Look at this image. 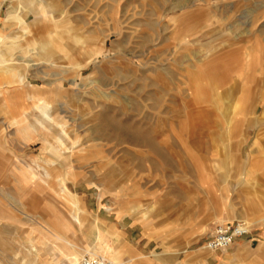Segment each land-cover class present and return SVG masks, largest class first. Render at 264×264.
Instances as JSON below:
<instances>
[{
  "label": "rangeland",
  "instance_id": "374dc122",
  "mask_svg": "<svg viewBox=\"0 0 264 264\" xmlns=\"http://www.w3.org/2000/svg\"><path fill=\"white\" fill-rule=\"evenodd\" d=\"M29 1L0 0V264H264V0H46L26 36ZM43 102L64 136H25ZM224 219L253 227L209 255Z\"/></svg>",
  "mask_w": 264,
  "mask_h": 264
},
{
  "label": "bare ground",
  "instance_id": "6f19581e",
  "mask_svg": "<svg viewBox=\"0 0 264 264\" xmlns=\"http://www.w3.org/2000/svg\"><path fill=\"white\" fill-rule=\"evenodd\" d=\"M25 4V3H24ZM48 2H46V0H30L28 6H26L22 12L18 13L17 11H10L9 12V19L8 21L12 23V25H15L16 23L21 26L22 30H23V34L26 36L30 35V27L34 26L35 24H38L39 22H44V15L45 13L49 12V6H48ZM23 6V5H22ZM14 7V6H13ZM22 9V8H21ZM33 14L35 19L32 23H28L26 21V18L29 14ZM46 17V16H45ZM46 20V19H45ZM102 42V41H101ZM42 44V43H41ZM43 46V45H42ZM45 48V47H43ZM46 54H51V50H47L45 52ZM0 63L2 64V61H0ZM76 66V65H75ZM77 67V66H76ZM79 68H83L85 67L84 64H79L78 65ZM11 72V68H8ZM75 71V70H74ZM12 77H16L15 74H12ZM25 80L24 76H21L19 79H14L13 81H7L8 84L13 83V82H23ZM27 114V113H26ZM57 128L58 131V137L59 136H64V134H66L67 132L65 131V129L63 128V126L61 124L57 125V123L54 121V119L52 118L51 114H50V106L48 105V103L43 102V106H41V115L39 118L31 120V124L30 126L32 127L33 130H47L49 128V126L54 125ZM29 130V131H28ZM49 130V129H48ZM25 136H29L30 135V128L27 126V128L23 129ZM32 131V130H31ZM60 138V137H59ZM60 141V140H59ZM42 166V165H41ZM31 170V169H30ZM32 173V171H30V174ZM45 174V172H44ZM42 178V177H41ZM44 182V181H43ZM62 184V179L60 181ZM75 216H78L77 212H75ZM80 219V218H78ZM106 244V243H105ZM89 253L86 254H100L94 251V247H91L88 249ZM85 255V254H84ZM82 255L80 257L81 258L84 256ZM102 255V254H101ZM79 260V262H80ZM113 260V259H112ZM116 264H119L117 261H114Z\"/></svg>",
  "mask_w": 264,
  "mask_h": 264
},
{
  "label": "crops",
  "instance_id": "0c3cea01",
  "mask_svg": "<svg viewBox=\"0 0 264 264\" xmlns=\"http://www.w3.org/2000/svg\"><path fill=\"white\" fill-rule=\"evenodd\" d=\"M16 78V77H15ZM254 124H259V123H256L255 122V120H254ZM30 125V124H29ZM262 125V124H261ZM28 126V125H27ZM29 128H31V126H28ZM48 137H51V135L50 136H46L45 138L47 139ZM257 138H259L260 140V143L261 144H259L260 145V147H263V145H264V140L261 138V135H258L257 136ZM257 138H256V140H257ZM59 140V139H58ZM255 140V141H256ZM60 144H63L62 142H59ZM239 152H240V150L239 151H237V152H232V157H230V158H235L237 161H236V167H239L241 164H240V162H239ZM228 166V165H227ZM227 168V167H226ZM44 172H45V175H50V173H49V171L48 170H43V173L42 174H40V173H38V175H43L44 174ZM31 175L33 176V177H38L37 176V174H36V172L35 171H32V173H31ZM41 181L43 182L44 180L43 179H41ZM45 182V181H44ZM62 191H63V193L66 195V196H72V193L71 192H69V190H68V188L65 186V185H63L62 184ZM75 212H77V214H78V216H75ZM71 215H72V219H71V221L72 222H74L76 225H78V227H79V229H81V230H83L84 228H93V227H99V226H102V224L96 219V218H94V220L92 221V223L90 224H86L85 223V220H83V218H82V216L80 215V213H79V211H73L72 213H71ZM78 218H80V219H78ZM248 225H249V227H250V229H251V227H253V225H252V223L251 222H249V221H247V220H245V219H243ZM221 223H224V222H226V220L224 219V220H221L220 221ZM107 229V228H106ZM109 232H114L115 234H117V231L115 230V228H114V226H109L108 227V229H107ZM199 238H200V236H197L193 241L194 242H196V241H198L199 240ZM98 239H100V235L98 236ZM193 241H190V242H188V243H186L185 245H183V246H180L178 249H176V250H172V254L170 255V257L172 258V257H174V258H177L178 257V255L180 254V253H182V252H187L188 251V246H189V244L191 243V242H193ZM66 242L68 243V244H70L71 246H72V248L74 249V251H76V254H75V256L77 257V260L80 258V254L78 253V250H85V252L86 253H88V249L89 248H91V247H94V251L95 252H97V253H100V254H102V255H105V256H109L110 255V253L112 252V250H113V247L111 246V245H109L108 243H103V246H100V245H98L97 243H93V244H90V243H88L86 246H83V247H85V248H83L82 246H78V245H76V244H74V243H72V242H69L68 240H66ZM117 244H118V247L116 246V255L114 254V255H111V259H113V260H115V261H117L119 264H125V262L124 261H122L121 259H120V251H121V247L123 248V247H125V245H120V243L119 242H117ZM202 249L203 248H207V249H209L208 250V254L210 255V254H212V251H216V250H213V249H210L209 247H208V245L206 246H203V247H201ZM226 249V248H225ZM225 249H223V250H225ZM222 250V249H221ZM169 251H167V253H168ZM170 257L168 258V256H167V259H170ZM174 260V259H173ZM179 263V262H178Z\"/></svg>",
  "mask_w": 264,
  "mask_h": 264
},
{
  "label": "built area",
  "instance_id": "2783aa9c",
  "mask_svg": "<svg viewBox=\"0 0 264 264\" xmlns=\"http://www.w3.org/2000/svg\"><path fill=\"white\" fill-rule=\"evenodd\" d=\"M250 227L245 221L219 223L208 240V247L213 250L225 249L237 239L249 234ZM79 264H116L111 258L101 254H85Z\"/></svg>",
  "mask_w": 264,
  "mask_h": 264
}]
</instances>
